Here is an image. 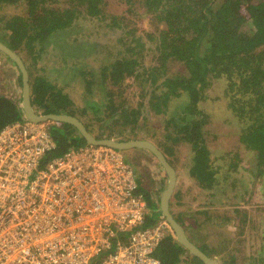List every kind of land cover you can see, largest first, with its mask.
Returning a JSON list of instances; mask_svg holds the SVG:
<instances>
[{"label": "trees", "instance_id": "trees-1", "mask_svg": "<svg viewBox=\"0 0 264 264\" xmlns=\"http://www.w3.org/2000/svg\"><path fill=\"white\" fill-rule=\"evenodd\" d=\"M31 1L33 0H0V7L3 4L24 2L30 6ZM103 1L65 0L66 6L45 8V20L42 23L36 22L34 25L21 15L0 14V40L20 55L30 59L26 67L33 107L42 113L64 111L77 116L90 114V118L95 121L100 120L104 115L117 114L119 117H130L132 122L137 124L138 116L144 110L145 98L143 97L149 95L147 102L150 108L157 113L167 115V119L164 120L165 128L173 123L172 140L174 142L186 140L190 143L194 156L192 166L194 167L197 161L200 163L198 166L200 173L194 171L193 174H196L202 186L212 188L217 184L216 182H219L220 172L211 166L209 159H204V154L209 150L206 148L201 130L205 118L198 117L201 110L197 102L199 99L206 98V89L214 78L225 87L227 108L240 124V141L256 155L258 169L263 168L264 0L247 5L248 16L253 25V34L248 37L242 28L245 17L237 12L233 0L221 2L217 0H138L145 12L153 14L158 21L165 24L158 33L155 57L157 64L148 67L139 64V50L136 47L144 43L140 42L141 37L134 36V32L123 24L121 16L105 15ZM124 1L131 8L135 0ZM82 14H85V17L97 18L99 24L109 29L119 28L121 33L116 38L123 44V51L126 53L110 60L99 59L97 65L89 69L83 66L86 64L83 54L80 52L81 55L76 54L82 58L76 61V66L68 65V68L69 72L72 71L79 76L84 93L83 104L75 108L70 105L69 96L60 85L52 78L40 74L39 69L43 70V66L35 69V62L42 57L43 52L49 54L52 51H58L64 59V54L67 55L71 50L88 49L89 44L76 46L72 40L61 41L63 32L73 26ZM107 16H109L108 20L105 19ZM128 36L132 43L127 40ZM53 43H59V45L48 50L49 45ZM72 45L75 47L69 48ZM169 57L183 62L189 69V75L165 76L166 60ZM63 66L66 68V65ZM55 69L63 71L60 66ZM126 77L140 79L142 86L147 82L155 85L151 89L142 88L139 98L143 99L134 107L127 105L126 99L122 98L126 88L122 81ZM105 80H109L115 88L106 87ZM160 87L162 90L157 93L156 90ZM182 92L187 93L184 108L169 112L170 102ZM21 115L19 101L0 94V128L8 122L20 119ZM85 125L89 131L93 132L86 121ZM50 133L56 146L46 154L47 157L60 154L69 146L86 144L76 128L68 123L50 125ZM99 133L96 134L99 137L114 136L103 130ZM117 139H129V137ZM129 150L123 151L124 154ZM126 159L129 161L128 158ZM136 178L138 190L150 209L144 224H151L161 215L159 199L151 191L143 188L137 174ZM126 235L120 233L114 236L110 240V248L99 255L113 249L117 241H125ZM189 238L196 243L191 236ZM197 245L209 256L218 253L204 242ZM154 254L161 264H178L185 259H189L190 264H203L198 257L189 253L170 231L156 245ZM223 261L227 263L226 260L223 259Z\"/></svg>", "mask_w": 264, "mask_h": 264}, {"label": "rangeland", "instance_id": "rangeland-1", "mask_svg": "<svg viewBox=\"0 0 264 264\" xmlns=\"http://www.w3.org/2000/svg\"><path fill=\"white\" fill-rule=\"evenodd\" d=\"M258 1L233 0L237 12L245 17L242 28L246 37L253 34V25L248 16L247 5ZM103 3L105 15L121 16L123 24L134 32V36L141 37L140 42H144L136 47L139 50V64L147 67L157 64L155 57L158 33L165 27V24L158 21L153 14L145 12L138 0L134 1L131 8L124 0H104ZM30 4V6L26 2L3 4L0 7V14L21 15L26 17L31 25H34L36 22L42 23L45 20V8L66 6L65 0H33ZM105 19L108 20L109 16ZM120 33L119 28L109 29L99 24L97 18L85 17V14H82L73 26L63 32L61 41L72 40L76 46L89 44L88 49L71 50L67 55L64 54V59L58 51H52L49 54L43 52L42 57L35 62V69L43 66V70L39 69L40 74L52 78L63 88L69 96L72 107L81 106L84 93L82 81L76 73L69 72L68 65L76 66V61L84 56L86 64L83 66L89 69L97 65L99 59L110 60L123 55L126 53L123 51V44L116 38ZM127 40L132 43L130 36ZM57 45L59 43L50 44L48 50ZM74 47V45L69 46L72 49ZM79 52L83 54L82 57L76 56V54L81 55ZM0 54L3 55L1 52ZM3 56L6 61L0 70V94L18 100L21 92L19 71L8 57ZM21 57L25 65L30 63L28 57L25 55ZM63 65H66V68ZM59 66L63 71L55 69ZM175 75L187 76L189 69L183 62L169 57L166 60L165 76ZM140 81L133 77H126L122 81L126 87L122 98L126 99L127 105L134 107L145 98L142 112L144 115L141 113L138 116L137 124L132 122V118L119 117L117 114L104 115L97 121L91 119L90 114L78 115V117L84 123L87 122L94 134L103 130L106 133H112L115 138L152 140L165 153L176 171V184L169 206L174 216H178L177 219L186 234L191 236L197 244L204 242L217 250L218 253L212 256L220 264H225L223 259L227 261L226 264L232 262L234 264H264V248L262 250L260 248L264 245V240H262L264 236V176L258 178L255 186L251 187L256 155L239 139L240 124L227 108L228 100L224 93V85L212 78L210 86L206 89V98L199 99L197 102L201 110L198 117L205 118L201 130L205 139L204 143L209 150L204 154V159H209L211 166L220 172L219 182H216L217 184L212 188H208L202 186L196 174H193L194 171L200 173L198 168L200 163L197 161L195 166H192L194 156L190 143L186 140L174 142L172 140L173 123L165 128L164 120L167 119V115L157 113L150 108L147 102L149 95L142 99L139 98L142 88L151 89L155 85L146 81L147 83L142 86ZM104 85L115 88L109 80H105ZM161 90L162 87L156 92L159 93ZM115 96L119 100L117 95ZM186 100L187 93H180L170 102L169 112L184 108ZM125 156L132 164L134 173L138 175L143 188L151 191L159 199L162 187L167 181V175L157 158L142 148H132ZM255 246L260 247L258 255L254 257L255 253L253 255L252 250ZM231 257L233 259H230ZM178 264H190V260L185 259Z\"/></svg>", "mask_w": 264, "mask_h": 264}, {"label": "built area", "instance_id": "built-area-1", "mask_svg": "<svg viewBox=\"0 0 264 264\" xmlns=\"http://www.w3.org/2000/svg\"><path fill=\"white\" fill-rule=\"evenodd\" d=\"M53 124L21 115L0 128V264H161L154 249L173 231L162 215L144 224L150 209L123 151L86 143L47 157Z\"/></svg>", "mask_w": 264, "mask_h": 264}, {"label": "water", "instance_id": "water-1", "mask_svg": "<svg viewBox=\"0 0 264 264\" xmlns=\"http://www.w3.org/2000/svg\"><path fill=\"white\" fill-rule=\"evenodd\" d=\"M0 52L14 62L20 72L21 92L18 101L21 106V113L26 119L35 122L51 120L54 122L71 124L85 139L86 143L92 145H105L122 151L132 148H142L151 152L157 158L167 175V181L164 184V187H162V191L159 195V207L162 217L168 222L174 236L189 253L198 257L203 264H220L214 256H209L201 250L196 243L190 240L181 223L173 215L169 205L176 184V171L158 145L147 138L117 139L111 136L99 137L89 131L81 118L75 114H70L64 111L42 113L36 110L31 103L29 74L21 55L1 40Z\"/></svg>", "mask_w": 264, "mask_h": 264}, {"label": "flooded vegetation", "instance_id": "flooded-vegetation-1", "mask_svg": "<svg viewBox=\"0 0 264 264\" xmlns=\"http://www.w3.org/2000/svg\"><path fill=\"white\" fill-rule=\"evenodd\" d=\"M263 168H261L260 170L258 169V166H257V162H256V164H255V167L253 168L254 169V171H253V174H252V183H251V187H254L255 186V184L257 183V181H258V178L260 179V177H262V176H264V166H262ZM248 171V170H247ZM174 215V214H173ZM176 218V217H175ZM241 220V219H240ZM247 221V220H246ZM250 223H251V221H250ZM241 225V224H240ZM262 240H264V236H262ZM260 246H258L257 248H256V246L254 247V250H252V253H253V255H254V253H255V255H254V257L256 256V255H258V248H259ZM261 250H262V248H264V245H262L261 247ZM256 249H257V253H256ZM253 255H252V257H253ZM233 259V258H232ZM231 264H234L233 262L231 263Z\"/></svg>", "mask_w": 264, "mask_h": 264}]
</instances>
